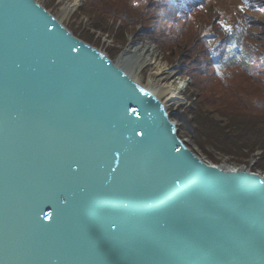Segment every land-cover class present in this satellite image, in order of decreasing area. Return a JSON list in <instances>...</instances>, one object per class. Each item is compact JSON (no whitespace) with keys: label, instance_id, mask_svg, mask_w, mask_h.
<instances>
[{"label":"water","instance_id":"95a60500","mask_svg":"<svg viewBox=\"0 0 264 264\" xmlns=\"http://www.w3.org/2000/svg\"><path fill=\"white\" fill-rule=\"evenodd\" d=\"M0 264H264V178L201 161L103 51L0 0Z\"/></svg>","mask_w":264,"mask_h":264},{"label":"trees","instance_id":"16d2710c","mask_svg":"<svg viewBox=\"0 0 264 264\" xmlns=\"http://www.w3.org/2000/svg\"><path fill=\"white\" fill-rule=\"evenodd\" d=\"M139 1L143 2L141 8L134 9L126 7L124 0H85L74 16H87L93 33L84 30L78 34L69 28L96 47L101 44L96 33L112 37L111 45L103 47L109 58L131 34L137 33L142 42L155 40L166 61L178 63L181 72L194 79L189 85L194 98L190 105L168 114L177 123L178 134L212 163L217 162L214 154L242 163L250 158L249 168L264 173V0H255V8L246 11L251 19L241 16L247 29L245 36L235 37L231 45L224 44L220 49L212 46L210 54L207 42L200 39L199 24L193 22L187 7L200 11L202 18L208 14L196 9L191 0H174L172 4L168 0ZM49 3L47 0L43 5L49 7ZM228 3L224 5L231 20L243 3ZM223 71L225 79L217 75Z\"/></svg>","mask_w":264,"mask_h":264},{"label":"rangeland","instance_id":"374dc122","mask_svg":"<svg viewBox=\"0 0 264 264\" xmlns=\"http://www.w3.org/2000/svg\"><path fill=\"white\" fill-rule=\"evenodd\" d=\"M37 1L40 3H43V2H46L47 0H37ZM48 1L50 2L49 7H48L49 11L56 18H59L60 22L63 25L65 24L67 27H72L74 30L76 29L78 31L77 32L78 34H80V32L84 30L86 31L88 30L89 32V28L87 27L89 18L86 16V18H84V22L83 21L81 22L83 18L78 16L79 14L77 16H74L75 14L73 15L71 14L73 13V11L78 12L82 10V8L84 7L83 0H54L52 4H51L52 0H48ZM142 3L143 2L139 0H124V5L126 7L129 6V8H134V9L141 8ZM63 7H66L69 9H68L67 15H65L62 18L59 16L58 13L60 12V9ZM117 21L118 23H121V20L117 19ZM89 33H93V32L90 31ZM136 34L137 33H134L128 36L127 42L122 47L123 49H120V51H118V55L116 57H115V54H116L115 53L110 58L113 60H117V57L121 54L122 51L128 49V46H132V44L137 46L140 49L142 60L147 58V60L150 61V65L144 66V68L139 72V79L143 82L144 78L149 74L151 69L155 68V65L165 66L169 68L172 71L173 78H171V80L172 79L173 80L172 81L170 80L167 84L175 87V85H178V83H183L184 86L181 88L182 90L178 94L177 97L169 98L168 94L158 96V97L164 102L167 112H178L179 110H182V108L188 107V105L192 101L191 98H192L193 90L187 87L188 80L183 78L179 64L166 62V57L164 53L163 54L161 53V49L158 46H156L157 42L155 40L154 41L150 40L147 43L145 42L142 43L140 38H138ZM95 38L96 39L101 38L102 42L99 45V48H103L104 46H109L112 43V41H114L112 37H107L106 35H102L100 32L95 34ZM184 141L187 145H190V142L187 138L184 137ZM192 148L194 152L198 154V149L194 147ZM214 155H215V158L217 159L216 164L220 166L229 167V168H231L232 166H234L235 168L237 166L239 167L243 166L247 168L250 167V166L248 167L250 158H248V160H244L246 161V163H242V162H235L229 159L228 157L225 158L224 156H221V155H217V154H214ZM200 157H202V155H200Z\"/></svg>","mask_w":264,"mask_h":264},{"label":"bare ground","instance_id":"6f19581e","mask_svg":"<svg viewBox=\"0 0 264 264\" xmlns=\"http://www.w3.org/2000/svg\"><path fill=\"white\" fill-rule=\"evenodd\" d=\"M68 9L69 8L66 7L61 8L58 13L59 16L63 18L67 15ZM57 19L59 20V18ZM116 62V65L121 70H124L131 80L137 81L154 95L162 96L168 94L169 98L177 97L182 90L181 88L184 86L183 83H178L175 87L167 84L171 78H173L172 71L165 66L159 65H155V68L151 69L142 82L139 79V72L144 66L150 65V61H148L147 58L142 60L140 49L133 44L132 46H128V49L121 52ZM220 168L224 170L228 169V167Z\"/></svg>","mask_w":264,"mask_h":264}]
</instances>
